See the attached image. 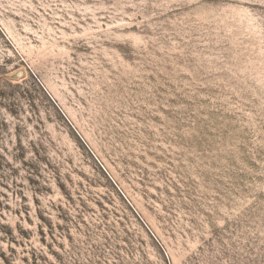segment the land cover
Masks as SVG:
<instances>
[{"label":"rangeland","instance_id":"rangeland-1","mask_svg":"<svg viewBox=\"0 0 264 264\" xmlns=\"http://www.w3.org/2000/svg\"><path fill=\"white\" fill-rule=\"evenodd\" d=\"M0 264H264V0H0Z\"/></svg>","mask_w":264,"mask_h":264}]
</instances>
